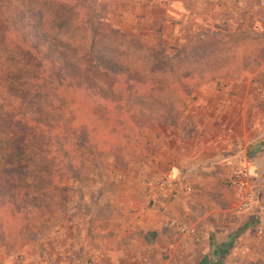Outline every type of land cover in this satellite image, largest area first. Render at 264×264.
Masks as SVG:
<instances>
[{"label":"trees","instance_id":"1","mask_svg":"<svg viewBox=\"0 0 264 264\" xmlns=\"http://www.w3.org/2000/svg\"><path fill=\"white\" fill-rule=\"evenodd\" d=\"M82 5L0 0L2 242L39 243L68 211L62 180L86 182L88 167L100 168L107 154L127 169L137 159L128 145L134 128L176 122L200 82L264 61V34L255 30L201 33L169 54L161 42L101 29L116 4ZM107 209L118 215L99 204L91 229L114 228ZM239 233L221 243L211 233V252L198 264H223Z\"/></svg>","mask_w":264,"mask_h":264},{"label":"crops","instance_id":"2","mask_svg":"<svg viewBox=\"0 0 264 264\" xmlns=\"http://www.w3.org/2000/svg\"><path fill=\"white\" fill-rule=\"evenodd\" d=\"M131 3L133 6L129 7L133 10L128 8L130 4L128 3L126 8L129 12H126L131 14L134 29L128 28L126 31L145 38L159 39L172 50L200 32L212 33L220 30L222 25H230L229 30L241 27L245 18L257 11L256 6L262 4L261 0H257L256 6L253 0H171L170 5L146 4L143 0ZM253 78L254 75L247 72L236 79L218 77L203 82L187 97V107L176 122L150 126L141 134V141L136 143L137 147L134 150L139 154L136 153L135 162L139 168L141 165L145 166L144 173L152 176L151 179L172 174L192 184L193 190L177 196L170 208L174 217L186 223L188 220L192 221L189 224L196 229V233L185 236L190 240L197 237L198 227H207L209 224L227 225L230 230L231 225L236 223V219L225 218L211 222L207 217L213 210L220 212L230 208L229 197L225 198L221 194L220 190L224 191V186L218 178L237 168L234 166L239 157L247 155L250 148L259 146L254 144V141L264 137L259 120L255 118L256 111H264L263 101L256 103L259 96H264V90L256 91L257 83ZM261 141L264 139L258 143ZM124 191L130 200L135 198V193L130 190ZM141 191L145 203L139 206L136 223L144 232L139 240L122 241L121 246L124 247L119 250L123 252L126 260L134 259V264H147L152 257L166 255L167 246L160 248L159 238L169 237V233L174 231L164 226L167 215L146 206L144 187ZM254 195L264 209V190H257L255 193L254 186ZM209 197L215 199L213 205L210 204ZM112 205L118 208L117 205ZM90 218L91 215L88 219L89 232L93 233L95 230L91 229ZM245 228L246 226L239 228L241 233L235 238L234 243H241L242 240L251 237L264 240V225L256 234ZM152 232L156 233L154 238ZM211 233L214 234L216 241L221 243L227 241L232 232L227 233L226 240H220L218 232L209 230L208 243ZM234 246L229 255L232 259H237L240 250L237 251L238 248ZM91 252L98 256L106 254L107 249L105 247ZM102 263L100 259V264Z\"/></svg>","mask_w":264,"mask_h":264},{"label":"rangeland","instance_id":"3","mask_svg":"<svg viewBox=\"0 0 264 264\" xmlns=\"http://www.w3.org/2000/svg\"><path fill=\"white\" fill-rule=\"evenodd\" d=\"M58 1L68 2L70 0ZM81 1L83 5L86 3L90 4L89 10H93L95 6L101 2L108 6L116 4L118 6V11L116 13L110 12L108 15L102 16L103 18L99 22L100 28L106 29L112 27L129 35H133L130 34L129 31H126L128 28L134 29L130 17L131 14L127 12H129L128 8L133 10L132 7H129L133 6L131 1L139 0ZM143 1L146 4H150L146 2L147 0ZM256 2L257 0H253L255 6L258 5ZM128 3L130 4L128 5ZM261 3L262 4L256 6L257 11H254L249 17L245 18L246 20H244L241 27H238L239 29L233 27L234 29L232 28V30H229L230 25H222L220 30L213 31L212 33L228 30L229 32H241L245 29H251L260 34H264V0H261ZM83 5L80 12L88 11ZM127 5L128 8H126ZM125 13L127 14L125 15ZM201 33L204 32H200L188 39L195 36L197 37ZM147 39L149 43L152 44L155 42L164 44V42L159 39ZM164 45L169 54L173 53L175 50L168 48L166 44ZM247 72L254 75L253 80L257 83V87L255 85L256 91L262 92V90H264V61L259 64L248 66L236 76L218 77L222 79H231L234 77V79H236L239 75ZM210 80L203 82H208ZM203 82H200L196 88ZM256 100V103H261L262 101L264 103V96H259ZM255 118L259 120V126L264 133V111H256ZM141 134H143L142 130L134 128L131 131V138L128 145L135 149L137 147L136 143L141 141ZM263 139L264 137L260 140ZM260 140H255L254 144H259V146L250 148V153L248 152L247 155L243 154L240 156L238 162L235 163L234 166H247L254 173L255 193L257 190H264V141L258 143ZM136 153L139 154L137 150ZM101 161L102 165L100 168L93 165L88 167L89 173L86 182L75 179L62 180V195L66 196L69 207L68 211L62 217L61 222L52 227L48 236L40 240L39 243L30 239H23L16 243L10 242L8 239H3L6 246H0V257L7 259L11 256L18 255L19 264H100V259L103 262L102 264H134V259L126 260L123 252L121 253L119 250H122L121 248L124 247L121 246L122 241L126 239H129V241L133 239L135 241L142 237L144 230L137 227L136 214L139 212V206L145 203L141 191L143 190L142 181L144 179H151L152 176L144 173L145 166L141 165V168H139L135 161L127 169H115L113 167V158L108 154L104 155ZM223 189L224 191L220 190L221 194H223L225 198L226 196L229 197L228 202L230 203V208H225L224 211L220 212L213 210L210 215H208L207 219L211 222L217 219L221 220V218L229 220L236 219V223L231 225L230 230L227 225L211 226L209 224L207 227H198L197 237L191 240L176 231L170 232L169 237L159 238V247L161 248V246L164 245L167 246V254L162 257H152L147 264H197L203 254L211 251L207 240L209 230L218 232V239L220 240H226L228 232H235L243 226H246L245 229L249 230L252 234L258 233L259 229L264 225V209H262L260 203L256 201L257 199L254 197L251 205L246 210H238L236 208V196L234 193H231L225 186ZM124 190H130L133 194L135 193V198L130 200V197L125 195ZM209 202L213 205L216 201L213 197H209ZM102 203L118 206V215L113 214L109 209L104 212V216H110L109 220L110 223H113V225L115 224L114 228L107 231L95 229L93 233H90L88 219L92 212L98 209V205ZM147 204L146 206L148 208L154 209L148 201ZM134 205L135 207H132ZM212 209H214V207H212ZM169 214L172 215L171 211ZM191 222V220L187 221L188 224ZM147 230L150 229L147 228ZM0 242H2V240H0ZM234 245L236 249L238 248L237 251L240 250V252L237 253L238 258H233L235 259L233 260L231 255H228L224 264H264L263 239L251 237L242 240L241 243L236 244L235 242ZM105 247L107 249L106 254L98 253L99 255L95 256V254L91 252V250L99 251ZM138 247H140V244ZM241 249L243 250L242 252ZM138 261L140 260H136V262Z\"/></svg>","mask_w":264,"mask_h":264},{"label":"built area","instance_id":"4","mask_svg":"<svg viewBox=\"0 0 264 264\" xmlns=\"http://www.w3.org/2000/svg\"><path fill=\"white\" fill-rule=\"evenodd\" d=\"M146 2L171 4V0H147ZM218 180L234 193L238 210H246L251 205L255 184L254 175L247 166L237 167ZM142 183L148 203L154 209L167 215L165 228L172 229L184 236L196 233L193 226L169 214L173 200L180 194H186L193 190L190 182L168 174L155 179H144ZM0 264H19V256H11L7 259L0 257Z\"/></svg>","mask_w":264,"mask_h":264}]
</instances>
